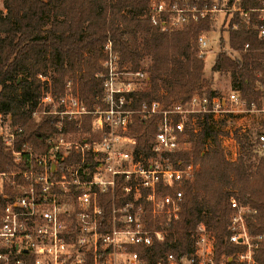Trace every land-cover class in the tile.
I'll return each mask as SVG.
<instances>
[{"label":"built area","instance_id":"built-area-1","mask_svg":"<svg viewBox=\"0 0 264 264\" xmlns=\"http://www.w3.org/2000/svg\"><path fill=\"white\" fill-rule=\"evenodd\" d=\"M146 16L162 31L209 22L210 28L195 37L203 61L213 50L210 34L218 24L228 35L223 46L219 37L217 53L240 58L264 52L249 42L229 45V27L253 31L264 41V0H149ZM100 65L95 73L99 102L91 109L70 90L71 80L58 94L45 86L31 117L55 120L53 132L39 146L19 142L22 126L0 111V139L11 155V164L0 169V197L5 199L0 264H264L257 257L264 233L250 234L246 220L256 209L235 196L228 200L226 238L240 249L232 255L216 262L214 237L203 222L196 226L189 254L168 253L152 262L145 251L154 241L163 242L170 221L178 219L182 187L198 169L178 154L189 148V133L198 131L205 114L215 123L247 116L253 126L238 123L233 129L253 134L255 151L264 157V82L256 83L259 96L250 101L230 88L225 96L196 92L185 102L165 104L140 98L149 85L147 70L122 62L111 41L102 47ZM86 115L87 133L69 129L73 121L79 127ZM136 120L154 121L147 152L130 133ZM228 131L222 139L232 137Z\"/></svg>","mask_w":264,"mask_h":264},{"label":"trees","instance_id":"trees-1","mask_svg":"<svg viewBox=\"0 0 264 264\" xmlns=\"http://www.w3.org/2000/svg\"><path fill=\"white\" fill-rule=\"evenodd\" d=\"M148 3L149 0H3L0 111L22 126L19 142L39 146L53 132L54 117H31V109L42 89H46L36 77L38 74L49 76L54 93L60 91L65 80L72 79L87 108L99 102L95 73L101 68L102 47L107 41L112 42L121 61L134 69L141 68L144 60L149 61V85L141 99L168 104L185 102L196 92H205L209 97L217 94L204 77V61L196 54L195 37L210 28L209 22H191L183 29L162 31L147 18ZM245 42L252 48L264 47V41L256 39L253 31L229 27L231 47L239 48ZM217 71L228 72L234 88L247 101L256 99L259 92L254 87L264 82V52L250 51L240 58L218 52L211 67V72ZM225 122L221 119L215 123L205 114L198 122V131L189 133V148L178 154L184 161L192 160L198 169L193 180L182 187L181 210L178 219L167 226L165 240L154 241L145 249L152 262L168 253L179 257L193 251V235L199 222L213 234L216 262L239 250V243L226 238L231 196L256 209L246 218L250 233L264 232V157L255 151L254 135L239 133L236 128L232 137L237 155L235 159L226 155L221 141L229 135ZM154 132L153 120H136L130 130L146 152ZM67 163L68 160L64 165ZM7 164H11V155L0 139V169ZM4 203L0 197V211ZM257 257L264 259V242Z\"/></svg>","mask_w":264,"mask_h":264},{"label":"rangeland","instance_id":"rangeland-1","mask_svg":"<svg viewBox=\"0 0 264 264\" xmlns=\"http://www.w3.org/2000/svg\"><path fill=\"white\" fill-rule=\"evenodd\" d=\"M0 9H3V0H0ZM214 31L215 32H212L210 34V37H211L210 45L212 46L213 50H212V52H210L207 55V57L204 60V77L210 82L211 88L213 90H215L218 95L225 96L229 92L230 88H234L233 79H232L231 75L228 72H224V71L211 72V67H212V65L214 63L215 56H216V53H217L219 37L224 38L223 39L224 41H223V44H222V46H223L224 42L227 39V35H228L227 33L228 32L226 31L225 27H222V26L220 27V24H218L215 27ZM225 48H228L227 43H226ZM228 50L230 51V49H228ZM222 52H224V51H222ZM148 65H149V61H147V59H146V60H144L142 62L140 67L146 69V67ZM38 75L36 77L44 84L43 86H49L48 89L50 90L51 89V80H50L49 76H45V77L41 76V79H40ZM69 80H71L70 81V87H69L70 90L73 91L75 94H78V96L80 97L77 84L74 83L72 81V79H69ZM69 80L68 79L65 80V83H64L63 87L60 89V91L59 92H55L54 94L62 93L65 90L66 84L69 82ZM42 90H43V92L45 91L44 88ZM51 90H53V89H51ZM89 121H90V116L86 115V116H83L82 118H80V121H79L80 122V126L79 127L76 126L78 121L70 122L68 127L73 132L80 131L81 133H87L89 131ZM238 123H243L245 125L250 124V126H253V124H254V122L251 121L250 119H248V117L246 116V117L238 119V120H236V119L226 120V122L224 123V127L228 128V130H233V128ZM75 134H77V133H75ZM223 141H224V144H225V146H226V148L228 150V155L230 157L234 156L235 145H236L234 139L232 137H230L228 139H224Z\"/></svg>","mask_w":264,"mask_h":264},{"label":"crops","instance_id":"crops-1","mask_svg":"<svg viewBox=\"0 0 264 264\" xmlns=\"http://www.w3.org/2000/svg\"><path fill=\"white\" fill-rule=\"evenodd\" d=\"M222 139V138H221ZM225 139V138H224ZM224 139H222L221 141H222V144H223V146H224V148H225V153H226V155L228 154V150H227V148H226V146H225V144H224ZM236 155H237V146L235 145V151H234V156H232L231 157V159H235V157H236Z\"/></svg>","mask_w":264,"mask_h":264}]
</instances>
